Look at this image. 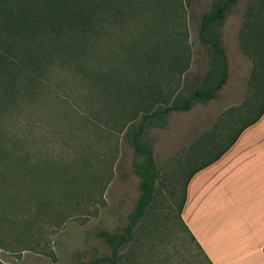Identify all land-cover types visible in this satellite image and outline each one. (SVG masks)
<instances>
[{
  "label": "trees",
  "instance_id": "1",
  "mask_svg": "<svg viewBox=\"0 0 264 264\" xmlns=\"http://www.w3.org/2000/svg\"><path fill=\"white\" fill-rule=\"evenodd\" d=\"M238 1L217 0L200 16L197 39L206 70L201 82L191 88L184 81L192 64L187 15L193 0H0V113L35 106L46 95L59 97L51 94L50 82L54 71L61 70L70 77L65 81L76 85L83 104L67 103L64 116L57 114L55 123L61 134L63 125L70 129L79 159L74 163L51 159L50 168H107L104 182L93 178L103 185L102 192L119 160L121 145L132 151L131 168L139 179V194L127 214V224L122 234L98 231L97 237L110 248L108 255L76 264H119L120 249L130 243L136 225L152 205L160 178L146 132L166 129L171 113L187 112L218 96L228 78L219 26ZM252 1L240 38L242 49L250 51L254 63L249 93L204 132L183 161L192 163L203 157L195 168H187L177 216L208 264L212 263L182 221L181 211L190 179L218 161L264 112V43L260 38L264 0ZM4 135H0V161L5 168H19L20 172V168H43L31 157L37 153L29 151L25 137L6 140ZM82 137L99 143L106 152L80 148L77 142ZM84 151L89 152L88 157ZM10 202L9 210L21 213L26 209L16 197L10 196ZM41 206L37 204L34 212L29 209L31 218L21 222L13 215L1 220V233L10 235L13 228L8 223L24 229L35 227Z\"/></svg>",
  "mask_w": 264,
  "mask_h": 264
},
{
  "label": "rangeland",
  "instance_id": "2",
  "mask_svg": "<svg viewBox=\"0 0 264 264\" xmlns=\"http://www.w3.org/2000/svg\"><path fill=\"white\" fill-rule=\"evenodd\" d=\"M215 1L193 0V7L188 11V42L193 55L184 82L191 88L201 82L206 70L203 48L197 39L199 19ZM251 4L252 0H239L219 26L228 61V78L218 96L206 105L195 104L187 112L171 113L166 129L147 130L145 139L152 146L160 178L152 205L136 225L130 243L120 249L119 264H208L177 216L187 168H195L198 162H203V157L192 163L183 161L204 132L229 108L239 106L249 93L248 80L254 63L252 55H248L250 51L242 49L240 38L245 13ZM260 38L264 43V29ZM68 78L65 72L55 70L50 82L51 94L58 93L59 97L46 95L35 106L12 114L0 113V135L5 133L6 140L13 136L25 137L29 151L37 153L31 157L43 167L20 168L23 171L20 172L19 168H5L0 161V221L11 215L18 222L31 218L29 211L34 212L37 204H42L39 221H34L32 229L8 223L13 228L10 235H3L0 230V264H76L108 255L110 248L97 237L98 231L122 234L127 214L138 197L139 179L131 168L132 151L124 145L102 192L99 188L103 185L93 178H103L104 182L107 168H50L51 159L71 163L79 159L74 148L77 144L69 136L70 129L63 125L65 132L61 134L55 123L57 114L64 116L67 103L74 106L81 103L80 92L74 88L76 85L65 81ZM77 143L80 148L90 147L95 153L106 152L99 143L86 137ZM84 152L88 157L89 152ZM33 171L37 173L32 174ZM10 196L22 201L26 209L21 213L9 210Z\"/></svg>",
  "mask_w": 264,
  "mask_h": 264
},
{
  "label": "crops",
  "instance_id": "3",
  "mask_svg": "<svg viewBox=\"0 0 264 264\" xmlns=\"http://www.w3.org/2000/svg\"><path fill=\"white\" fill-rule=\"evenodd\" d=\"M181 219L212 264H264V112L190 179Z\"/></svg>",
  "mask_w": 264,
  "mask_h": 264
}]
</instances>
